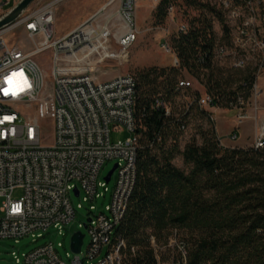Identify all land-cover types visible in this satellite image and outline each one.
Returning <instances> with one entry per match:
<instances>
[{
	"label": "built area",
	"instance_id": "2783aa9c",
	"mask_svg": "<svg viewBox=\"0 0 264 264\" xmlns=\"http://www.w3.org/2000/svg\"><path fill=\"white\" fill-rule=\"evenodd\" d=\"M162 0H154L159 4ZM20 0H0L2 19ZM112 0L109 4H112ZM220 0L228 12L230 43H218L214 61L231 68H251L256 76L252 88L255 109L263 93L259 78L264 72V0ZM60 0L39 9L30 8L14 23L0 30V239L17 242L27 236L43 238L51 228L62 234L76 216L71 194L79 192L84 203H92L109 191L100 179L108 160L117 159L118 175L112 201L105 212L90 206L87 229L90 242L86 253H68L70 262L50 242L19 256L15 264H125V241L116 235L133 191L140 137L136 116L137 79L132 74L101 81L97 67L114 54L112 39L123 54L136 41L139 29L137 0H120L116 18L107 6L61 38H55V12ZM108 4V5H109ZM176 5L168 15L175 17ZM23 30L33 43L26 51L8 40V35ZM189 24L181 21L177 33ZM163 49L174 52L168 42ZM53 51L48 72L37 56ZM173 66L180 60L174 52ZM49 78L51 83H49ZM194 89L193 79H180L176 91ZM251 98V99H252ZM216 122L215 99L206 92L197 101ZM249 104V103H248ZM243 96L232 109H239L237 124L248 118ZM157 108L171 113L167 102L158 98ZM7 117V119H5ZM48 121L54 126V139L47 144ZM133 133L125 141L113 143L112 130ZM186 130L185 127H183ZM237 140V134L231 135ZM253 146L264 148V122L260 123ZM17 189L23 194L14 197ZM82 204L79 205V208ZM176 241L171 242L174 246ZM153 245L156 247L155 239ZM62 247L60 243L58 245ZM184 252V246L178 244ZM157 250V247H156ZM159 264L160 257L158 256ZM171 264V263H170Z\"/></svg>",
	"mask_w": 264,
	"mask_h": 264
},
{
	"label": "trees",
	"instance_id": "16d2710c",
	"mask_svg": "<svg viewBox=\"0 0 264 264\" xmlns=\"http://www.w3.org/2000/svg\"><path fill=\"white\" fill-rule=\"evenodd\" d=\"M216 3L158 4L155 16L160 22L176 5L189 30L176 32L171 40L179 67H151L136 77L140 137L136 181L116 229L126 243L125 264H159L158 256L161 263L171 264H264V148L223 146L216 122L197 103L202 92L176 91L187 73L214 97L218 108L232 109L239 96L246 104L251 101L254 71L214 61L216 45L229 44L231 38L228 12L220 0ZM191 11L198 15L191 18ZM181 96L190 101L178 104ZM158 98L171 108L169 115L156 107ZM197 119L203 122L198 131L201 142L193 138L182 148L184 134ZM178 156L185 169L175 164Z\"/></svg>",
	"mask_w": 264,
	"mask_h": 264
},
{
	"label": "rangeland",
	"instance_id": "374dc122",
	"mask_svg": "<svg viewBox=\"0 0 264 264\" xmlns=\"http://www.w3.org/2000/svg\"><path fill=\"white\" fill-rule=\"evenodd\" d=\"M14 1V0H12ZM53 0H36L29 8L31 11L39 9L46 3ZM112 0H60V3L56 7L55 12V38H61L74 30L76 27L81 25L83 22L92 17L100 9L107 6L108 13H112L116 18V11L119 7L120 0H114L112 4H109ZM204 3L210 4V6H216V0H202ZM109 4V5H108ZM13 4L10 6L12 8ZM137 10L136 18L139 29V35L136 41L128 49V54H123L121 47L118 44L116 39H112V46L114 54L119 55L118 57L122 58H113L106 61L104 64L99 65L97 68V75L101 81L112 79L119 75L132 74L137 77L139 71L148 69L151 67H169L173 65L174 61V52L168 53L163 49V44L168 42L172 47L171 40L172 37L177 32L178 24L181 21H185L182 11L179 6L175 17L172 18L170 15H167L163 22H160L159 19L155 16L158 10L159 5L154 2V0H137ZM198 15L197 11H191V18ZM215 27L217 32L220 33V25L216 21ZM8 40L11 44L17 45L18 47L31 51L33 49V43L27 37L26 33L23 30H18L8 35ZM52 56L53 51L47 50L46 52L37 56V60L45 68L46 71L50 72L52 68ZM186 79L194 80V89L200 90L204 93V88L201 84L194 79L191 75L184 73ZM49 83L51 79L49 78ZM260 85L264 88V72L259 78ZM190 101V97L181 96L177 99L178 104H183ZM254 102L253 98L247 106V109L253 108ZM258 109L259 117L264 113V99L260 98L258 100ZM239 109H223L215 108L214 114L218 120V131L222 138L223 142H232L236 144H243L246 142H251L255 135V124L258 126L260 124L259 120L248 119L244 124L240 125L237 128H232L236 125L237 116L239 114ZM264 122L262 119L261 123ZM48 129L46 134L48 136L47 144L50 145L54 139V126L52 121H48ZM203 124L202 120H192L190 128L184 134L183 139L181 140V147L184 148L188 142L193 138H196L200 143L201 138L198 135L199 127ZM204 126H206L204 124ZM237 134V140H232L231 135ZM133 133L126 129L112 130L111 140L113 143H118L119 141H125L127 138L131 137ZM117 159L108 160L103 168L101 169L100 179L105 180L109 172L117 164ZM175 164L185 169V164L182 157L178 156L175 160ZM118 170H115L113 173L112 179L107 183L109 189L105 193L104 189H100V192L103 193V196L98 200L92 203H84L83 197L77 196L74 192L71 194V203L76 211V216L70 225L65 229V231L60 234L57 229L51 228L47 233H45L43 238H33L32 236H27L20 239L18 242L14 239H0V264H15L13 257V252L18 253L19 256H22L29 251L36 249L47 243H54L57 247L60 256L66 261L70 262L67 254L73 252L71 249V238L76 233L81 231L85 234L84 245L82 247L83 253H86L87 247L90 242L89 230L86 228L89 216H90V206L93 204L97 207V212H105V208L112 201V195L114 193L116 182H117ZM23 194L21 189H17L14 197L18 198ZM2 199H0V208L2 206ZM82 204V207L79 208V205ZM2 212L0 210V216ZM62 244V247H59V244ZM164 256L167 258L168 253H164ZM164 264H170L165 262Z\"/></svg>",
	"mask_w": 264,
	"mask_h": 264
},
{
	"label": "water",
	"instance_id": "95a60500",
	"mask_svg": "<svg viewBox=\"0 0 264 264\" xmlns=\"http://www.w3.org/2000/svg\"><path fill=\"white\" fill-rule=\"evenodd\" d=\"M36 0H20V2L15 5L2 19H0V30L8 27L16 20H18L28 9L29 7L35 2ZM118 168V164H115L114 168L109 172L106 176L105 180L108 182L111 181L113 173ZM76 195H79V192L76 191ZM91 219H88L90 222ZM87 227V225H85ZM85 234L81 231L76 232L71 238V249L74 253H80L81 249L84 245Z\"/></svg>",
	"mask_w": 264,
	"mask_h": 264
},
{
	"label": "crops",
	"instance_id": "0c3cea01",
	"mask_svg": "<svg viewBox=\"0 0 264 264\" xmlns=\"http://www.w3.org/2000/svg\"><path fill=\"white\" fill-rule=\"evenodd\" d=\"M259 85H260V83H259ZM260 87H261V89L263 90V93H262V95L260 96V98H262V99H264V88L260 85ZM259 98V99H260ZM247 112H248V118L246 119V120H248V119H257V120H259V109L258 110H256L255 109V106H253V108H250V109H247ZM262 119H264V113H263V115L261 116V118H260V123H261V121H262ZM218 120H219V118H218ZM218 120H217V117H216V128H217V132H218V135H219V137H220V139H221V143H222V145L223 146H225V147H251V146H253V144H254V140H255V137H256V134H257V132H258V127H259V125L257 126L256 124H255V135H254V138H253V140L251 141V142H246V143H243V144H236V143H232V142H223L222 141V138H221V136H220V133H219V131H218ZM245 120V121H246ZM245 121L243 122V124L245 123ZM242 125V124H241ZM240 125H238L237 124V120H236V125L234 124L233 126H232V128H237V127H239ZM238 136V135H237Z\"/></svg>",
	"mask_w": 264,
	"mask_h": 264
},
{
	"label": "snow or ice",
	"instance_id": "6c2138e0",
	"mask_svg": "<svg viewBox=\"0 0 264 264\" xmlns=\"http://www.w3.org/2000/svg\"><path fill=\"white\" fill-rule=\"evenodd\" d=\"M5 119H7V117Z\"/></svg>",
	"mask_w": 264,
	"mask_h": 264
}]
</instances>
